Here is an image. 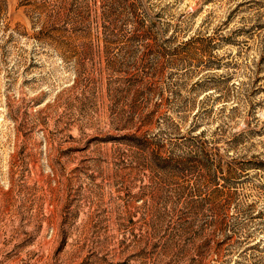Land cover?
Listing matches in <instances>:
<instances>
[{"label": "rangeland", "instance_id": "obj_1", "mask_svg": "<svg viewBox=\"0 0 264 264\" xmlns=\"http://www.w3.org/2000/svg\"><path fill=\"white\" fill-rule=\"evenodd\" d=\"M0 264H264V0H0Z\"/></svg>", "mask_w": 264, "mask_h": 264}, {"label": "trees", "instance_id": "obj_2", "mask_svg": "<svg viewBox=\"0 0 264 264\" xmlns=\"http://www.w3.org/2000/svg\"><path fill=\"white\" fill-rule=\"evenodd\" d=\"M54 29H58V28H54ZM89 32L87 31H83L82 33H80V36H82L83 38H85L88 35ZM76 37L79 35H73L71 32H69V34L67 35V37H63V39H59L57 36L56 37H52L53 42H54V47H56V49L59 51V54H62V52H64L65 50H67L68 52L72 53H76V50L73 48V43H74V39L70 38V37ZM69 38V39H68ZM79 44H86V41L83 40L81 41ZM105 50V49H104ZM82 51V50H81ZM90 51V49H86V51L84 52L83 50V55L87 56V53ZM80 52V51H79ZM81 53V52H80ZM112 62V61H110ZM79 67L82 66V64H78ZM110 67V66H109ZM76 68V67H75ZM78 68V67H77ZM82 68V67H81ZM162 157V158H161ZM157 156V157H150V165L153 164L154 166H156V168L158 170H166V168H172L169 161H168V157L165 156Z\"/></svg>", "mask_w": 264, "mask_h": 264}]
</instances>
